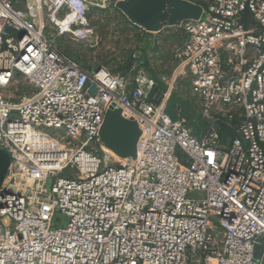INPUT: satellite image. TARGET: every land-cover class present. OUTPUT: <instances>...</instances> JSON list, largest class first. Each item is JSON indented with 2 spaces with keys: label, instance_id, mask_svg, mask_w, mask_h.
<instances>
[{
  "label": "built area",
  "instance_id": "built-area-1",
  "mask_svg": "<svg viewBox=\"0 0 264 264\" xmlns=\"http://www.w3.org/2000/svg\"><path fill=\"white\" fill-rule=\"evenodd\" d=\"M181 1L203 12L174 26L175 81L63 54L58 37H94L92 0H0V264H264V0ZM185 85L200 137L167 111ZM113 107L134 159L101 142Z\"/></svg>",
  "mask_w": 264,
  "mask_h": 264
},
{
  "label": "rangeland",
  "instance_id": "rangeland-1",
  "mask_svg": "<svg viewBox=\"0 0 264 264\" xmlns=\"http://www.w3.org/2000/svg\"><path fill=\"white\" fill-rule=\"evenodd\" d=\"M119 1L92 0L88 22L95 29L94 37L88 42L75 41L69 36L58 37L57 47L87 70L105 67L113 73H127L134 55H137L156 77L165 76L177 81L181 68H178L172 56L183 42L182 31L177 27L166 26L161 36L154 39L156 43L150 51L145 46L146 32L123 14L117 5ZM153 34L156 33L151 35ZM184 89L186 90L180 92L182 97L176 96L181 102L178 101L172 111L185 121L194 134L202 136L206 133L207 123L199 116V101L188 92L186 85ZM191 196L197 197V194ZM66 223L67 219L63 214H55L54 227H65Z\"/></svg>",
  "mask_w": 264,
  "mask_h": 264
},
{
  "label": "water",
  "instance_id": "water-1",
  "mask_svg": "<svg viewBox=\"0 0 264 264\" xmlns=\"http://www.w3.org/2000/svg\"><path fill=\"white\" fill-rule=\"evenodd\" d=\"M117 5L131 22L148 32H159L165 26H178L186 20H198L203 12L200 6L181 0H120ZM139 136L138 125L124 119L119 109L113 107L107 112L100 138L117 157L136 158ZM9 164V154L0 149V186ZM261 252L258 248L257 261Z\"/></svg>",
  "mask_w": 264,
  "mask_h": 264
},
{
  "label": "trees",
  "instance_id": "trees-1",
  "mask_svg": "<svg viewBox=\"0 0 264 264\" xmlns=\"http://www.w3.org/2000/svg\"><path fill=\"white\" fill-rule=\"evenodd\" d=\"M138 61H139L140 64H142V65L144 66V64H143L144 61H142V60H140V59H139ZM131 66H132V63H131ZM131 66H130V68H131ZM145 67H146V66H145ZM146 68H147V67H146ZM128 71H129V70H128ZM152 73H153V72H152ZM153 74H154V73H153ZM162 87H163L164 89L168 90V88H167L166 86L162 85ZM169 93H170V101H169V105H168V109H167L168 114L171 116V118H172L173 120L181 119V118L177 117V116L175 115V113L172 111L173 108L175 107L176 103H177L178 101L181 102V100L176 98V95H175L174 92L169 91ZM199 116H200V115H199ZM203 122H204V121H203ZM204 124H205V122H204ZM205 125H206V124H205ZM195 135L198 136L197 134H195ZM234 136H236V135L232 134V132H231L230 130H228V129L224 128V127L221 129V139H222V142H223L224 144L227 143V141H228V139H229L230 137H234ZM198 137H200V136H198Z\"/></svg>",
  "mask_w": 264,
  "mask_h": 264
},
{
  "label": "crops",
  "instance_id": "crops-1",
  "mask_svg": "<svg viewBox=\"0 0 264 264\" xmlns=\"http://www.w3.org/2000/svg\"><path fill=\"white\" fill-rule=\"evenodd\" d=\"M165 28H166V26L161 30V31H159V32H146L145 34H147V35H144L145 37H146V43H145V46L146 47H148L149 49H150V51H151V48L153 47V46H155V43L156 42H154V41H156L158 38H159V36H161V33L165 30ZM152 33H156V34H153V35H151ZM148 34H150V35H148ZM154 39H156V40H154ZM147 44V45H146ZM145 47V48H146ZM150 69V68H149ZM1 149V148H0ZM4 150V149H3ZM112 152V151H111ZM113 153V152H112ZM9 168V167H8ZM7 171H8V169H7ZM7 171H6V174H5V177H4V179L6 178V175H7ZM4 179H3V181H4ZM3 183V182H2ZM2 185V184H1Z\"/></svg>",
  "mask_w": 264,
  "mask_h": 264
},
{
  "label": "bare ground",
  "instance_id": "bare-ground-1",
  "mask_svg": "<svg viewBox=\"0 0 264 264\" xmlns=\"http://www.w3.org/2000/svg\"><path fill=\"white\" fill-rule=\"evenodd\" d=\"M110 153L114 155V153H112V152H110Z\"/></svg>",
  "mask_w": 264,
  "mask_h": 264
}]
</instances>
